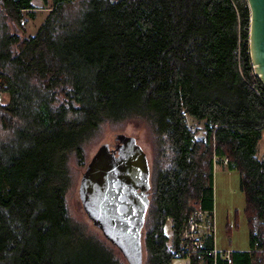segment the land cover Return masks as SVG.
<instances>
[{
  "label": "trees",
  "instance_id": "16d2710c",
  "mask_svg": "<svg viewBox=\"0 0 264 264\" xmlns=\"http://www.w3.org/2000/svg\"><path fill=\"white\" fill-rule=\"evenodd\" d=\"M34 1L0 0V264H130L66 201L70 154L84 164V143L124 121L146 124L159 154L151 264H264V84L247 0H43L47 16L25 34ZM214 155L239 170L246 197L249 247L230 261L211 252L210 230L176 255L191 213L213 212Z\"/></svg>",
  "mask_w": 264,
  "mask_h": 264
},
{
  "label": "flooded vegetation",
  "instance_id": "af4514ba",
  "mask_svg": "<svg viewBox=\"0 0 264 264\" xmlns=\"http://www.w3.org/2000/svg\"><path fill=\"white\" fill-rule=\"evenodd\" d=\"M102 145L106 146L105 158L98 154ZM97 155L101 157L96 158L99 168L92 189L90 184L85 192L79 188L84 211L105 236L122 242L132 254L144 252L150 227L146 230L145 226L155 207L159 162L150 161L136 137L123 132L99 145L83 175Z\"/></svg>",
  "mask_w": 264,
  "mask_h": 264
},
{
  "label": "rangeland",
  "instance_id": "374dc122",
  "mask_svg": "<svg viewBox=\"0 0 264 264\" xmlns=\"http://www.w3.org/2000/svg\"><path fill=\"white\" fill-rule=\"evenodd\" d=\"M50 4L45 7L43 0L37 1V16L29 18L25 27V34H35L40 24L47 16ZM2 99L7 100L3 95ZM188 123L193 128H203L204 120H198L194 117L188 118ZM126 133L136 137L137 141L146 150L150 161L159 162V154L155 152L154 134L146 124H139L129 121L124 122H106L102 125L97 134H94L83 145L84 164L78 162L74 153L69 157L70 170L72 175V184L66 194V201L70 214L75 223L95 235L96 237L110 241L105 234L87 217L84 211L79 188L80 182L85 170L86 163L98 149L99 145L111 141L117 133ZM198 135H202V131ZM259 156H263L264 143L261 139L258 141ZM218 157L215 158V160ZM225 162L216 160L214 165V243L219 250H243L249 247V224L247 218V204L244 191L241 187L240 172L237 169L228 168ZM160 166V165H159ZM151 217L147 219L146 230L150 226ZM165 230L171 234V222L167 220ZM119 253V252H118ZM149 250L145 247L142 254V264H151ZM181 256V255H179ZM172 264H190L188 257H178L172 260Z\"/></svg>",
  "mask_w": 264,
  "mask_h": 264
},
{
  "label": "water",
  "instance_id": "95a60500",
  "mask_svg": "<svg viewBox=\"0 0 264 264\" xmlns=\"http://www.w3.org/2000/svg\"><path fill=\"white\" fill-rule=\"evenodd\" d=\"M250 9V29H249V53L251 57V63L254 68V72L257 74L259 79L264 84V0H247ZM134 141V139H132ZM106 146L102 145L100 148V155L102 157L106 154ZM140 153L143 155L141 150ZM97 155L93 160L92 164L88 167L87 171L84 173L81 183L80 191L85 192L88 190V184H90V190L96 179V171L99 168V163L96 158L101 156ZM106 236L117 245L121 247L126 256L128 257L130 264H142V254L141 250L132 252L128 251L127 247L120 241L114 238H110L107 234Z\"/></svg>",
  "mask_w": 264,
  "mask_h": 264
},
{
  "label": "built area",
  "instance_id": "2783aa9c",
  "mask_svg": "<svg viewBox=\"0 0 264 264\" xmlns=\"http://www.w3.org/2000/svg\"><path fill=\"white\" fill-rule=\"evenodd\" d=\"M187 115L186 112H184ZM216 158V155H214ZM228 158L224 157V162L227 163ZM206 230L213 232L214 230V214L213 212L207 211L205 209H195L191 215L184 222L182 228V234L180 237L179 245L176 251V255L182 253H191L200 248L203 242V235ZM219 248L214 244L211 252L216 254ZM231 251V250H230ZM229 250L226 252V257L230 261Z\"/></svg>",
  "mask_w": 264,
  "mask_h": 264
},
{
  "label": "crops",
  "instance_id": "0c3cea01",
  "mask_svg": "<svg viewBox=\"0 0 264 264\" xmlns=\"http://www.w3.org/2000/svg\"><path fill=\"white\" fill-rule=\"evenodd\" d=\"M37 1H38V0H35V1H34V5H35V6L37 5Z\"/></svg>",
  "mask_w": 264,
  "mask_h": 264
},
{
  "label": "bare ground",
  "instance_id": "6f19581e",
  "mask_svg": "<svg viewBox=\"0 0 264 264\" xmlns=\"http://www.w3.org/2000/svg\"><path fill=\"white\" fill-rule=\"evenodd\" d=\"M182 254H187V253H182ZM182 254H180V255H182Z\"/></svg>",
  "mask_w": 264,
  "mask_h": 264
}]
</instances>
